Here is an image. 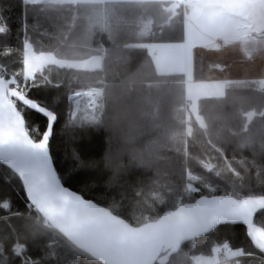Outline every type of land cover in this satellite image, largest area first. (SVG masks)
<instances>
[{
    "label": "trees",
    "instance_id": "obj_1",
    "mask_svg": "<svg viewBox=\"0 0 264 264\" xmlns=\"http://www.w3.org/2000/svg\"><path fill=\"white\" fill-rule=\"evenodd\" d=\"M107 6H114L110 29L88 31L81 4L0 0V63L17 79L24 76L25 43L63 60L102 57V69L49 66L27 82V98L57 117L50 151L63 185L136 227L202 196L264 197V85L228 82L223 96L199 99L201 122L188 120L185 76L159 75L147 50L134 46L180 41L183 7ZM141 20L149 30L137 39L134 31ZM259 37L264 39V31ZM98 86L104 89L98 117L79 122L81 109L73 117L69 95ZM17 109L31 138L39 140L47 120L20 103ZM2 176L0 264H99L39 225L36 219L45 220L27 200L21 179L10 170ZM255 224L264 230V211ZM224 249L241 255V264H264L246 228L231 224L177 253L164 250L156 264H194L200 256L220 262Z\"/></svg>",
    "mask_w": 264,
    "mask_h": 264
},
{
    "label": "water",
    "instance_id": "obj_2",
    "mask_svg": "<svg viewBox=\"0 0 264 264\" xmlns=\"http://www.w3.org/2000/svg\"><path fill=\"white\" fill-rule=\"evenodd\" d=\"M17 103L47 120V127L51 125V142L56 115L8 90L1 79L0 142L8 143L13 135L14 130L7 123L10 115L18 121L22 118L23 130L30 136ZM22 185L25 191L23 182ZM25 194L31 206L54 231L99 264H156L164 250L177 253L187 244L226 224L244 226L254 249L264 254V248L260 247L264 243V230L255 224L257 215L264 211V197L202 196L166 212L157 221L136 227L95 201L66 188L56 167L52 186L45 188L44 195L33 199L30 193Z\"/></svg>",
    "mask_w": 264,
    "mask_h": 264
},
{
    "label": "crops",
    "instance_id": "obj_3",
    "mask_svg": "<svg viewBox=\"0 0 264 264\" xmlns=\"http://www.w3.org/2000/svg\"><path fill=\"white\" fill-rule=\"evenodd\" d=\"M25 2L35 4H53V5H77L81 4L84 7L85 18L87 23V30L92 31L95 28L102 29L103 15H111L113 18L114 6L112 10H105L107 5H118L126 3L131 4H144V3H171L181 5L184 9V22L181 28V38L179 43L183 46V58H184V70L182 71L185 76V84L192 83L196 80L204 79L200 78L198 71V58L202 56L212 58L214 63H222L226 65V58H256V51L252 50V45H257L256 42H251L250 48L248 45L243 46L240 44L242 39L239 36L238 45H235L233 36L237 30H242L241 26L247 28L250 26L252 16L264 15V0H24ZM111 7V6H110ZM109 8V7H108ZM129 13L136 15L135 12ZM242 16V19L240 18ZM140 21L139 28L134 32L135 34H143L148 32L149 23ZM240 25V26H239ZM264 25V24H263ZM113 28V26H112ZM111 28V29H112ZM264 29V26H263ZM103 30V29H102ZM115 30H118L116 28ZM264 31V30H263ZM262 31V32H263ZM261 32V33H262ZM260 33V34H261ZM253 37V32L249 34ZM244 38H247L244 36ZM264 43V39H260ZM233 41V44L231 43ZM252 44V45H251ZM239 47L241 49V55L232 57V49ZM264 48V47H263ZM255 54V55H254ZM254 55V56H253ZM224 58V59H223ZM186 60V64H185ZM252 60V59H251ZM258 63V62H257ZM246 64V63H245ZM244 64V65H245ZM256 64V63H255ZM249 65L246 69L245 66L236 64L234 70L225 74V80L223 85L232 81H239L242 78H238L239 73H245L246 71H253L254 65ZM238 66V67H237ZM256 67V66H255ZM264 69V63H263ZM215 75V71L213 74ZM234 76V77H233ZM242 81V80H241ZM232 254V253H230ZM235 258H240L241 255L236 254ZM230 256V255H229ZM213 257H211L212 259ZM215 258V257H214ZM233 258V257H231ZM215 262L212 264H221L219 258L216 257Z\"/></svg>",
    "mask_w": 264,
    "mask_h": 264
},
{
    "label": "rangeland",
    "instance_id": "obj_4",
    "mask_svg": "<svg viewBox=\"0 0 264 264\" xmlns=\"http://www.w3.org/2000/svg\"><path fill=\"white\" fill-rule=\"evenodd\" d=\"M240 18L242 19V16ZM109 20H110V16L104 14L102 20L103 30L110 29ZM251 20L252 21L250 22V26H247V28L241 26L242 30H237L235 32V35L233 36V41H235V45H238L239 36H241L242 39L240 41V44L243 46L248 45V48H250L249 43L256 42L257 45L251 44L253 47L251 49L256 51V58H226V59L223 58L225 61L227 60L226 65H221L222 63H218V62H216V64L214 65L212 63H214L215 60L205 56L198 58L197 60L198 71L199 74L202 75L200 76V78L204 77V79L203 80L200 79V81L196 80L186 85L187 98L189 99L190 102L188 106V111H189V115H191L190 117L187 116L188 120H190L193 117L194 119L201 122L197 113L199 99L206 97L223 96L224 87L220 85H223L221 83L225 81L223 80V78H225V74L228 73L230 76L229 71H231L232 69L234 70V68H236V66L234 65L236 64L245 66L247 69L249 68V65L252 66L253 64L256 63L254 65L253 71H248V70L246 71L245 69V73L241 72L237 77L242 78L239 81L257 80L261 83V85H264V69H263L264 43L263 41L260 40L259 37L260 33L264 30L263 29L264 15L252 16ZM145 22L147 21H143L142 25H144ZM252 32H253V37L251 38L249 34ZM146 34L147 32L145 33L143 32L142 35L141 34H137V35L134 34V35L137 39H141L144 38ZM111 35L112 37L114 36V34L112 33ZM244 36L247 38H244ZM233 41L231 42L232 44ZM134 46L139 48H145L147 50L148 54L151 56V58H153L154 64L157 68V73L159 75L165 76L172 74H183L182 71L184 70V58H183V46L181 44L170 43V42H151V43H137ZM240 51L241 49L239 47L233 48L231 51L232 53L231 56L236 57L238 55H241ZM81 56L83 55H79V57ZM23 58H24V77L28 79V81L32 80L36 74L42 72L45 68L49 66H56L59 68H67V69H75V70L96 71L98 69H102V61H103L102 57L98 54L91 55L90 57H88L89 59L87 60H63V59H59L58 57H56L54 54L51 53L36 52L34 46L30 43L24 44ZM185 64H186V60H185ZM213 71H215V75H212ZM96 88H99V86L85 90H78L75 92V94H79L80 92L95 91ZM103 98H104V92L102 93V97L99 100V106L96 112L89 110L87 104L81 98L74 99L73 102H70V104H72V106L74 107L73 117H77L81 109L82 114L80 116L79 122L81 121L92 122L96 120L102 105ZM187 132H190L189 129H187ZM38 222H39L38 224L42 226L43 222L40 221ZM49 230L54 231L53 229H49ZM236 254L238 253L232 252V254H229L230 256L228 257L235 258L237 256ZM215 261H217L216 257L215 258L213 257L212 259L210 257H202V256L194 258V264H212Z\"/></svg>",
    "mask_w": 264,
    "mask_h": 264
},
{
    "label": "snow or ice",
    "instance_id": "obj_5",
    "mask_svg": "<svg viewBox=\"0 0 264 264\" xmlns=\"http://www.w3.org/2000/svg\"><path fill=\"white\" fill-rule=\"evenodd\" d=\"M7 123L14 132L8 143L0 142V164L6 166L0 168L2 178L4 180L5 175L11 170L21 178L25 192L30 193V198H38L44 195L45 188H51L52 176L55 173L49 147L51 125L39 134V140H33L23 130L22 118L18 121L14 115H10ZM36 131L39 132V129ZM260 247L264 248V243L260 244Z\"/></svg>",
    "mask_w": 264,
    "mask_h": 264
},
{
    "label": "built area",
    "instance_id": "obj_6",
    "mask_svg": "<svg viewBox=\"0 0 264 264\" xmlns=\"http://www.w3.org/2000/svg\"><path fill=\"white\" fill-rule=\"evenodd\" d=\"M24 77V76H23ZM0 79L4 82L5 86L10 91L17 92L25 97H27L29 93V88L27 87L28 79L25 77L22 80L17 79L14 75H12L8 68L0 63ZM104 89L102 87L96 88L95 91H87V92H80L79 94H71L68 97L69 102H73L74 99L81 98L88 106L89 110L95 111L98 109L99 100L102 97ZM39 219H36L38 222ZM42 226L47 229H52L50 225L45 221L43 222ZM229 254L228 249H224L219 252L221 256V264H241L239 258H230L227 255Z\"/></svg>",
    "mask_w": 264,
    "mask_h": 264
},
{
    "label": "clouds",
    "instance_id": "obj_7",
    "mask_svg": "<svg viewBox=\"0 0 264 264\" xmlns=\"http://www.w3.org/2000/svg\"><path fill=\"white\" fill-rule=\"evenodd\" d=\"M29 227H31V225H29Z\"/></svg>",
    "mask_w": 264,
    "mask_h": 264
}]
</instances>
